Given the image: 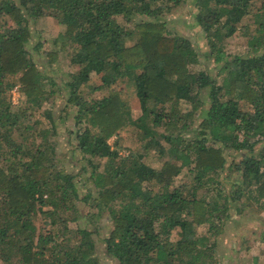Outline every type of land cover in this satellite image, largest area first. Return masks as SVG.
Returning <instances> with one entry per match:
<instances>
[{"label": "trees", "instance_id": "16d2710c", "mask_svg": "<svg viewBox=\"0 0 264 264\" xmlns=\"http://www.w3.org/2000/svg\"><path fill=\"white\" fill-rule=\"evenodd\" d=\"M184 1L0 0L5 264H100L104 212L112 223L105 251L118 264H222L219 235L233 214L264 211V0H193L216 73L195 69L198 51L163 20ZM45 16L63 28L50 45L34 40ZM236 33L247 36V50L229 54ZM67 53L78 70L60 84L42 68ZM93 75L99 84H89ZM129 83L137 117L121 87ZM18 84L15 105L9 92ZM87 84L102 95L83 98ZM63 90L75 131H62L44 107ZM127 127L140 147L122 155L119 140H109ZM67 133L77 172L57 157V137ZM152 149L159 167L144 160Z\"/></svg>", "mask_w": 264, "mask_h": 264}, {"label": "rangeland", "instance_id": "374dc122", "mask_svg": "<svg viewBox=\"0 0 264 264\" xmlns=\"http://www.w3.org/2000/svg\"><path fill=\"white\" fill-rule=\"evenodd\" d=\"M260 5V2H258ZM197 9L193 5V0H185L180 6L173 9L169 14H166L163 20L166 22L167 28L172 34L180 35L188 38L195 49L199 53L200 62L195 69H202L207 67L213 73H216V64L214 61L207 60L203 51L207 49L204 33L199 26H197L195 20V13ZM248 18V19H247ZM246 18V22H251L253 19L251 16ZM62 26L58 23L57 19L51 16H45L39 18L34 26L35 41L39 39L44 41L45 44L50 45L54 37H56ZM247 36H243L236 33L229 39V45L227 52L229 54H236L238 52L244 53L247 50L246 43ZM38 61H43V57L38 53L35 55ZM45 72L50 73L60 84H64L69 79V72L77 71L78 66L71 64L69 53L63 58L61 57L58 62L53 66L42 68ZM100 83V76L93 75L89 84L95 85ZM89 84L82 87L83 98L90 99L99 97L101 92H90ZM128 100L130 101L133 109L134 116L137 117L141 113L140 100L136 93V87L134 84H124L121 86ZM10 99L13 104L18 105L21 102L22 94L19 90V84L11 89ZM66 93L63 92L57 94L53 98L52 104H46L44 107L52 108L54 117L57 119V123L62 131L67 128L68 131H75V113L76 108L74 106L68 107V114H66ZM106 93V92H103ZM185 107V106H184ZM44 119V118H43ZM198 122L195 123L196 126ZM69 133L62 134L57 137V157L60 160V165L65 167L68 171L77 172L80 169V163L77 159L78 152H72L73 146L70 144L68 138ZM75 137L71 136L73 139ZM119 140L120 152L122 155H127L130 150H138L140 147L137 141L135 131L130 128H124L117 135L113 136L109 141L112 145ZM139 152L144 153L142 150ZM73 154L75 156H73ZM165 158V157H163ZM161 157L152 149L149 154L145 155L144 160L152 166L159 167L161 165ZM85 181V176H83ZM180 178L182 181L189 180V172L184 170ZM107 213L101 214L96 223L100 226L99 232L95 234L98 242V255L100 264H118L116 260L111 258L105 251V244L103 237L109 232L112 227V223L107 220ZM36 224L39 223L35 219ZM200 233H205L207 226L199 227ZM264 231V211L255 212L252 209L246 208L242 214H233L231 220L228 221L222 234L219 235L218 252L221 257L222 264H256V257L258 258V264H264V242L260 240L261 234ZM101 233V234H100ZM176 236L174 232L173 237ZM0 264H5L0 260Z\"/></svg>", "mask_w": 264, "mask_h": 264}]
</instances>
